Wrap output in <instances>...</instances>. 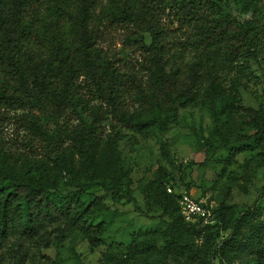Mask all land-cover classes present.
<instances>
[{
	"label": "trees",
	"instance_id": "trees-1",
	"mask_svg": "<svg viewBox=\"0 0 264 264\" xmlns=\"http://www.w3.org/2000/svg\"><path fill=\"white\" fill-rule=\"evenodd\" d=\"M233 7L250 17L238 18ZM167 11L189 26L186 41L192 61L187 60V49L171 55L166 48L162 15ZM105 23L131 27L126 43L138 45L145 54L139 71L122 72L99 46L98 31ZM262 52L264 0H0V108L28 111L20 117L26 129L45 140L51 152L68 151L54 162L73 173L78 161L92 177L104 172L103 163L118 153L125 131L137 133L157 125L167 129L181 110L199 106L212 109L221 122L219 108L241 101L234 82L229 97L226 79L242 74L252 62L260 63ZM69 113L76 114L78 124L65 127L61 121ZM48 122L55 128L50 129ZM233 122L246 132L234 141L210 144L212 156L203 165L220 149L229 151L231 164L236 156L264 146L263 105L248 108ZM161 153L174 165L167 143ZM13 162L18 159L0 143L3 232L18 227L30 241L56 232L59 237H81L96 248L120 215L105 203L103 194L113 202H132L143 212L126 172L71 182L75 190L63 191L54 180L18 177L10 168ZM171 180V173L159 168L141 192L147 214L160 213L157 219L163 229L134 235L129 246L113 248L150 264L149 240L156 236L169 253L196 254L203 264H264L262 205H253L238 217L213 210V224H190L181 214L180 195ZM171 184L174 194L168 193ZM199 241L207 248L205 253L198 248ZM246 254L247 260L240 262Z\"/></svg>",
	"mask_w": 264,
	"mask_h": 264
},
{
	"label": "rangeland",
	"instance_id": "rangeland-1",
	"mask_svg": "<svg viewBox=\"0 0 264 264\" xmlns=\"http://www.w3.org/2000/svg\"><path fill=\"white\" fill-rule=\"evenodd\" d=\"M239 9L233 7L231 12L242 20L250 17L244 16ZM162 25L166 48L170 54L187 49V60L192 61L193 53L186 41L190 33L189 26L178 23L168 11L162 15ZM98 33L99 46L122 72L141 69L140 65L145 59L143 50L138 45L125 41L131 33L130 26L105 23ZM231 82L237 85L241 101L236 100L232 105L226 106L225 110L222 108L225 104L219 108L221 122L216 121L212 109L199 106L181 110L167 129L157 125L137 133L125 131L118 153L111 161L103 163L104 172L92 177L91 173L81 169L78 161L73 173L54 162L57 155L67 154L68 151L64 148L59 153L51 152L45 140L27 130L20 117L28 111L0 108V143L18 159L17 163L13 162L10 166L18 177L54 180L63 191H71L75 190L70 185L71 182L102 179L112 173L126 172L132 180L134 197L143 211L139 212L132 202H113L108 194H103L105 203L110 208L117 209L120 215L102 237V244L96 248L81 237H59L56 232L30 241L22 236L18 227L11 229L12 231L0 230V264H112V259L124 261L123 264L127 260V264H142L136 259L127 258L125 252L121 253L112 245L129 246L134 235L163 229L157 219L160 213L147 214L141 193L156 178L159 168L171 173V182H174L178 193L188 192L195 198L206 201L212 211L223 209L238 217L253 205L264 207V146L236 156L231 164L227 162L229 151L220 149L214 160L203 165L212 156L210 144L218 146L222 139L234 141L239 133L246 132L244 127L233 122V118L244 115L248 108L258 109L260 105L264 106V52L260 63L252 62L250 68L242 74L233 73L226 79L228 95L231 93ZM226 111L231 114L230 118ZM31 113L45 118L38 110H32ZM77 124L74 113H69L61 121V125L65 127ZM109 124L110 122L103 134L104 140L109 134ZM48 126L50 129L55 128L50 122ZM163 143H167L174 165L162 158ZM202 243L199 241L198 248L205 253L207 248ZM149 247L151 254L146 256V261L150 264H203L196 254L186 253L180 256L169 253L165 250L163 241L156 239V236L150 238ZM247 255H243L240 262H245Z\"/></svg>",
	"mask_w": 264,
	"mask_h": 264
},
{
	"label": "built area",
	"instance_id": "built-area-1",
	"mask_svg": "<svg viewBox=\"0 0 264 264\" xmlns=\"http://www.w3.org/2000/svg\"><path fill=\"white\" fill-rule=\"evenodd\" d=\"M168 193H175L172 184L168 185ZM179 195L181 214L187 223L196 224L202 222L203 224L208 225L215 222L212 209L206 201L199 200L186 192H181Z\"/></svg>",
	"mask_w": 264,
	"mask_h": 264
}]
</instances>
